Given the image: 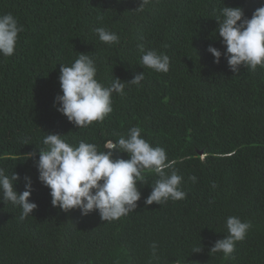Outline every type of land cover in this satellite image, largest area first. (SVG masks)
Returning <instances> with one entry per match:
<instances>
[{
    "label": "trees",
    "instance_id": "obj_1",
    "mask_svg": "<svg viewBox=\"0 0 264 264\" xmlns=\"http://www.w3.org/2000/svg\"><path fill=\"white\" fill-rule=\"evenodd\" d=\"M140 4L0 0V14L12 12L24 26L14 54L0 56V167L20 174L19 192L23 176L30 175V200L38 205L21 221L18 207L0 201V264H149L153 241L159 259L152 264H264V68L233 72L225 57L216 64L207 52L209 44L226 50L215 33L214 9L240 6L250 18L264 0H150L143 11ZM96 27L115 31L120 43L99 41ZM139 43L167 54L170 70L142 68ZM80 52L96 58L97 79L106 85L116 76L130 80L145 73L139 86H126L124 96L113 94V112L87 128H76L53 106L61 92L60 64L70 65ZM136 125L153 146L166 149L175 167L199 155L214 162L229 157L234 184L227 192L216 184L218 195L201 222L213 240L227 232L230 215L252 221L231 256L202 248L207 235L194 243L202 250L189 253L191 263L186 253L171 250L196 235L174 202L144 204L149 185L141 188L135 211L111 222L95 211L82 216L78 209L65 213L51 205L49 188L37 180L34 161L27 158L30 152L38 157L37 146L43 147L48 132L64 134L71 143L94 142L102 150L105 139H117ZM114 158L128 157L114 152ZM154 179L149 175L150 182ZM200 184L189 180L186 185L191 190ZM147 218L159 226V234L144 224Z\"/></svg>",
    "mask_w": 264,
    "mask_h": 264
},
{
    "label": "clouds",
    "instance_id": "obj_2",
    "mask_svg": "<svg viewBox=\"0 0 264 264\" xmlns=\"http://www.w3.org/2000/svg\"><path fill=\"white\" fill-rule=\"evenodd\" d=\"M149 3L150 0H141L139 10L143 11ZM213 11L217 22L215 33L226 46L222 52L208 45L207 52L213 56V62L219 64L223 56L233 72L241 67L250 71L258 66L264 68V4L257 7L250 18L240 6H224ZM23 30L24 26L12 12L0 14V56L8 58L14 54ZM93 31L104 44L120 43L121 38L115 31L106 27H96ZM137 51L142 68L158 73L170 70L167 54L143 43L137 44ZM97 71L96 58L84 52H80L70 65L60 64L61 92L54 97L53 106L76 128L103 122L113 112V94L124 96L127 85L139 86L145 77L144 71L130 80L116 76L106 85L97 79ZM142 132L139 125L132 126L117 139H105L102 150L97 143L87 140L71 143L64 134L48 132L42 140L43 147L37 146L38 157L36 152H30L27 158L34 161L37 180L49 188L53 207L65 213L78 209L82 216L95 211L102 221L111 222L137 209L141 188L146 185L151 191L144 198L145 205L153 202L164 205L170 200L187 198L183 190L184 178L169 159L166 149L153 146ZM25 144L30 143L26 140ZM114 152L125 153L128 158H114ZM149 175L155 176L154 182L149 181ZM22 179L24 190L19 192L15 185L21 180L20 174H8L0 167V201L18 207L21 221L33 215L38 207L30 200L34 191L32 177L25 174ZM188 179L193 183L197 180L195 175ZM252 227L251 220L228 216L225 221L227 234L217 239L209 252H222L224 258H228L235 252L236 242L243 241ZM150 248L149 264H152L153 259H159V245L153 241ZM201 250V247L193 249L195 252Z\"/></svg>",
    "mask_w": 264,
    "mask_h": 264
},
{
    "label": "rangeland",
    "instance_id": "obj_3",
    "mask_svg": "<svg viewBox=\"0 0 264 264\" xmlns=\"http://www.w3.org/2000/svg\"><path fill=\"white\" fill-rule=\"evenodd\" d=\"M175 168L179 170V173L183 178H186L185 180L183 179V190L187 192V198L178 201L170 200V202L176 204V211L180 217L184 216L188 219V225L194 231L196 236L189 240L185 245H181L178 248L170 247V249L180 254L186 253V257L190 260L188 262L191 263L189 253L195 248L194 243L199 240V236L202 238L203 235H207V237L203 239L205 243L202 245V248L207 252H209L208 250H210L211 244H214L216 239H220L218 235L215 238L213 237V240L209 239L210 235L206 232L205 228H203L201 219L206 212L209 213L210 207L212 206V197L218 195L219 188L216 184L224 186L226 192L231 187L232 182L234 184V177L232 176L233 169L229 157L214 162L213 158L204 155H199L191 159L186 165H177ZM190 175H195L197 178L194 185L200 181L202 182V184L191 190L186 185L189 181L188 177ZM213 184L216 185L215 188L212 187ZM149 212L150 211H148V213ZM214 222H217L216 219H214ZM144 224L152 225L154 229L158 231V234L161 232L159 226H155L151 223L149 218L144 220ZM226 234L227 232L224 230L220 233L222 236ZM161 242H163L162 238Z\"/></svg>",
    "mask_w": 264,
    "mask_h": 264
}]
</instances>
